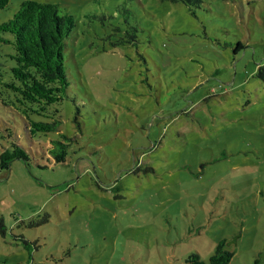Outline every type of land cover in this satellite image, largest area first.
<instances>
[{
  "label": "rangeland",
  "instance_id": "1",
  "mask_svg": "<svg viewBox=\"0 0 264 264\" xmlns=\"http://www.w3.org/2000/svg\"><path fill=\"white\" fill-rule=\"evenodd\" d=\"M39 1L76 17L71 92L32 136L0 99V164L13 140L29 156L0 166V264H212L224 238L228 264H264V0Z\"/></svg>",
  "mask_w": 264,
  "mask_h": 264
},
{
  "label": "trees",
  "instance_id": "2",
  "mask_svg": "<svg viewBox=\"0 0 264 264\" xmlns=\"http://www.w3.org/2000/svg\"><path fill=\"white\" fill-rule=\"evenodd\" d=\"M10 0H0V9ZM178 1V0H172ZM191 8L201 7L204 0H180ZM123 10L131 11L129 8ZM77 25L72 13L60 11L57 3L51 1L23 0L12 17L0 22V41L11 42L14 52L11 57L15 64L9 68V78H0L3 87L11 93V98H4L0 89V99L5 104H13L25 115V127L29 136L37 132L58 130L61 120L52 117L50 120L34 119L31 113L47 115L48 107L69 96L71 92V74L67 65L70 60L68 39ZM136 32L137 28L130 25ZM4 33H11L7 37ZM135 37V33H129ZM259 74L264 78V65L259 66ZM8 135H13L10 128ZM50 152L56 161H64L68 152V142L53 140ZM28 159L25 147L16 140L12 149H6L1 155V167L8 168L13 158ZM3 233V222L0 220ZM227 238L221 239L210 256L212 264H228L233 251L226 248ZM188 264H203L198 252L188 256ZM258 264V260H255Z\"/></svg>",
  "mask_w": 264,
  "mask_h": 264
}]
</instances>
